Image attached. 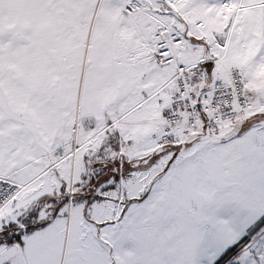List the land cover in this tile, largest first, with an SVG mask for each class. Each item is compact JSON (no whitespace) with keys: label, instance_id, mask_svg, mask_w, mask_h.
<instances>
[{"label":"snow or ice","instance_id":"snow-or-ice-1","mask_svg":"<svg viewBox=\"0 0 264 264\" xmlns=\"http://www.w3.org/2000/svg\"><path fill=\"white\" fill-rule=\"evenodd\" d=\"M0 264H264V0H0Z\"/></svg>","mask_w":264,"mask_h":264}]
</instances>
